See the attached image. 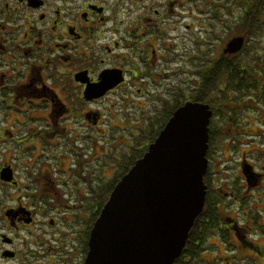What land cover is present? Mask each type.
<instances>
[{"label":"flooded vegetation","instance_id":"flooded-vegetation-1","mask_svg":"<svg viewBox=\"0 0 264 264\" xmlns=\"http://www.w3.org/2000/svg\"><path fill=\"white\" fill-rule=\"evenodd\" d=\"M261 11L0 0V264H85L108 190L188 103L212 113L209 209L181 263L264 264V52L248 50Z\"/></svg>","mask_w":264,"mask_h":264},{"label":"water","instance_id":"water-1","mask_svg":"<svg viewBox=\"0 0 264 264\" xmlns=\"http://www.w3.org/2000/svg\"><path fill=\"white\" fill-rule=\"evenodd\" d=\"M244 38L232 39L238 53ZM208 106L188 103L113 189L85 264H175L206 204Z\"/></svg>","mask_w":264,"mask_h":264},{"label":"rangeland","instance_id":"rangeland-1","mask_svg":"<svg viewBox=\"0 0 264 264\" xmlns=\"http://www.w3.org/2000/svg\"><path fill=\"white\" fill-rule=\"evenodd\" d=\"M198 2H203V0H198ZM235 2H244L243 0H235ZM245 2H250L251 4H257L256 2H254L253 0H245ZM264 2H261L259 4H262ZM254 12V11H253ZM263 14H264V11H261ZM258 25V28L261 30V32L259 31V33L261 34V36L258 38V35H255L253 38H252V42L250 44V46L248 47L249 49L248 50H251V51H254V50H257V49H260L261 52H264V19L262 21V23H257ZM260 26H262V28H260ZM248 100L245 101V102H241L242 105H240V108H242V106H246ZM228 141H224L223 144H226ZM225 147V146H224ZM102 151V150H100ZM212 169H215V170H218L217 168H212ZM112 173H111V169H107V179H106V183L107 185H111L112 184V181H111V176ZM117 175V173H116ZM109 189V187L107 188V190Z\"/></svg>","mask_w":264,"mask_h":264},{"label":"trees","instance_id":"trees-1","mask_svg":"<svg viewBox=\"0 0 264 264\" xmlns=\"http://www.w3.org/2000/svg\"><path fill=\"white\" fill-rule=\"evenodd\" d=\"M243 1L245 2V0H243ZM253 1L256 2L257 4H259V3H261V2H264V0H253ZM250 16H251L250 20H253V18L255 17L253 14H251ZM251 25H252V24H251ZM152 140H153V139H152ZM113 188H114V186H112V187L108 190V192H107V200H108V198H109V192H110V190L113 189ZM208 209H209V208L205 207L203 213L201 214V216L205 215L206 212L208 211ZM197 221L199 222V219H197V220L195 221V224H194L193 228H192L191 231H190V234H189V238H188V240H187L186 247H185V249H184V251H183V255H192V256H193V255L195 254V251H196L195 243H196V241H197V239H196V233H197ZM199 235H200V231H199V226H198V237H199ZM175 264H183V263H181V258H179V259L175 262Z\"/></svg>","mask_w":264,"mask_h":264}]
</instances>
